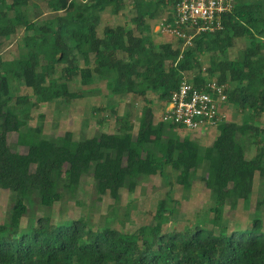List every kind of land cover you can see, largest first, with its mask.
Wrapping results in <instances>:
<instances>
[{"label": "trees", "instance_id": "obj_1", "mask_svg": "<svg viewBox=\"0 0 264 264\" xmlns=\"http://www.w3.org/2000/svg\"><path fill=\"white\" fill-rule=\"evenodd\" d=\"M47 3L58 14L39 22L33 10L38 6L35 0H0V38L9 39L18 27L26 32L19 57L5 60L0 56V189L12 192V205L0 224V264H264L260 218L249 228L227 235L224 227L215 233L204 224L164 230L175 212L171 198L159 201L153 225L134 233L110 224L95 230L84 218L55 223L50 214L22 227L31 203L51 209L65 193L73 195L89 173L98 198L109 193L117 203L123 187L133 191L144 175L167 177L168 166L189 190L203 167L202 178L214 199L212 223L222 225L228 202L235 205L243 200L249 205L256 174L264 175L263 128L254 123L264 116V0H236L232 12L224 16L222 30L197 36L185 50L152 39L148 19H155L164 9V0H133L136 14L131 22L139 34L127 22L106 26L102 36L98 35L102 14L106 10L119 14L126 7L125 0ZM239 37L249 38L250 44L239 57L229 58L227 53ZM208 52L210 62L204 70L201 56ZM110 72L114 77L108 79ZM77 76L82 85L108 79L112 96L136 95L147 100L148 92H156L165 106L184 79L207 90V83L216 80L228 84L227 102L247 111L248 117L241 124L220 121L211 146H203L191 134L181 137L179 124L163 120L156 124L148 106L136 136L130 112L118 114L112 104L113 133L103 131L76 141L72 133L57 140L44 135L41 128L22 129L31 119L32 108L88 96V90H70L68 83ZM15 82L31 88L34 98L16 94ZM8 132L18 133L19 144L28 147L26 153L10 148ZM260 143L262 147L248 157V150ZM262 203L264 199L258 205Z\"/></svg>", "mask_w": 264, "mask_h": 264}, {"label": "rangeland", "instance_id": "obj_2", "mask_svg": "<svg viewBox=\"0 0 264 264\" xmlns=\"http://www.w3.org/2000/svg\"><path fill=\"white\" fill-rule=\"evenodd\" d=\"M35 1L38 6H35L33 10L39 22L53 18L58 14L48 6L47 0ZM246 1L253 2V0ZM125 2L126 7L119 14L115 15L110 10H106L102 14V21L98 27L99 36L103 35L106 26L115 27L127 22L136 34H139L136 24L131 22V19L136 14V11L132 7L133 0H125ZM164 14L165 12L161 10L155 19H148L152 39L156 44L172 42L177 45V39L169 35L161 34L159 30H156ZM25 35L24 28L18 27L16 33L9 39L1 37L0 56L5 60L19 57L23 53V37ZM249 44V38H237L234 46L229 49L227 56L229 58L239 57ZM218 55L221 59L224 58V55ZM201 61L203 67H208L210 53L208 52L201 56ZM80 63L84 65L83 59H80ZM62 66L63 64L58 65L55 74L57 78H60L59 69ZM187 76L191 77L192 73H187ZM113 77L114 72H110L108 79ZM108 79L99 80L89 85H82L80 77H74L68 83L70 90L73 92H79L83 89L88 90L90 92L88 96L70 100L60 99L54 102L40 104L38 107L32 108L31 119L28 120V123H24L22 129L33 132L36 128H41L44 135L57 140L66 138L69 133H72L73 139L76 141L98 136L103 131L113 133L116 130V118L111 112L113 107L111 104L116 106L118 114H123L127 111L130 112L131 119L136 125L134 130L135 136L137 135V129L144 107H151L154 113L153 119L156 124L158 121H162L165 104L156 92H148L147 100L136 95L124 97H119L118 95L112 96L107 85ZM60 81L63 82L65 80L60 79ZM14 84L16 86V94L29 95L34 98L31 88L18 85L16 82ZM101 106H105L106 109H99ZM220 113L224 117L222 122L231 121L241 124L245 116L248 117L247 111L241 112L239 108L232 104L230 105L228 102L222 106ZM1 122L2 119L0 118ZM254 123L263 128V137L264 116L256 119ZM177 131L181 137L191 134V137L197 140L199 139L203 146H211L218 134V127L206 129L203 133L201 129H198L197 132L200 136H195L194 133L197 132L190 130L179 129ZM198 133L197 135H199ZM18 138L19 135L17 132H8V145L13 151L26 153L28 147L20 145ZM66 142L68 144V141ZM260 147H262V143L258 146L253 145L248 150L247 156L253 157ZM65 167H67V164H65ZM34 169L35 166L33 165L32 170ZM165 172L167 177L162 176L160 173L140 177L137 187L133 191L123 187L120 190V201L117 203L109 193L103 195L101 200L98 198L93 176L89 173L82 178L80 185L73 195L65 193L64 199L56 203L51 209L42 207L37 201H34V205L31 203L28 213L22 220V227L25 228L31 224H36L39 216L50 214L55 223L84 218L95 230L110 224L122 232L134 233L142 226L153 225L155 223V213L159 201L161 199L171 198L174 201L169 200V204L174 206L175 212L171 217V221L164 225V230H168V228L184 230L189 227L193 228L198 224H204L208 228L213 229L215 233H219L220 227H224L223 234L227 235L235 229L249 228L252 226L255 218L262 220L264 229V203L261 206L258 205V202L264 199V175L261 176L259 172H257L255 177L253 194L249 205L246 206L243 200H239L235 205L232 202H228L225 206L221 226L215 225L211 221L213 213L210 207L214 205V199L202 178L205 175L203 167L198 169L193 179L192 187L189 190L184 189L178 183V172L171 166H168ZM33 199L35 200L36 197H33ZM11 205L12 192L8 189H0V224L7 218Z\"/></svg>", "mask_w": 264, "mask_h": 264}, {"label": "built area", "instance_id": "obj_3", "mask_svg": "<svg viewBox=\"0 0 264 264\" xmlns=\"http://www.w3.org/2000/svg\"><path fill=\"white\" fill-rule=\"evenodd\" d=\"M166 6L156 30L177 39L181 50L194 45L201 34L214 33L224 28V16L232 12L236 0H164ZM204 70L206 67H203ZM206 87H197L184 79L172 92L171 101L165 106L162 120L181 125L180 129L202 133L217 127L224 119L220 113L227 103L228 84L216 80Z\"/></svg>", "mask_w": 264, "mask_h": 264}, {"label": "crops", "instance_id": "obj_4", "mask_svg": "<svg viewBox=\"0 0 264 264\" xmlns=\"http://www.w3.org/2000/svg\"><path fill=\"white\" fill-rule=\"evenodd\" d=\"M203 136V135H202Z\"/></svg>", "mask_w": 264, "mask_h": 264}]
</instances>
